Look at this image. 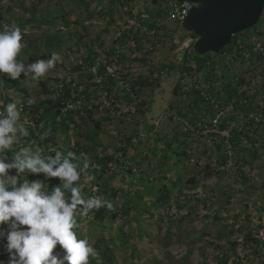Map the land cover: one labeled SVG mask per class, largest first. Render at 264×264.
<instances>
[{"label": "rangeland", "instance_id": "374dc122", "mask_svg": "<svg viewBox=\"0 0 264 264\" xmlns=\"http://www.w3.org/2000/svg\"><path fill=\"white\" fill-rule=\"evenodd\" d=\"M144 1L139 4L135 0H0L1 29L4 25L15 24L21 29L23 41L28 42L20 54L25 64L45 54L51 55L43 59H50L53 53L59 54L55 67L43 77L55 91L54 100L58 85L64 82L73 89L76 86L84 88L99 76L108 81L109 76L98 74L100 68L108 66L117 70L112 89L100 88L96 92L99 98L86 110L82 108L76 113L78 127L75 130L59 132L53 142L42 141L45 146L41 142L30 143V146L34 151L37 148L43 151L42 146H50V149L74 147L77 142L84 141L82 133L99 125L98 143L102 151L117 152L121 157V133L129 137L135 131L137 137L132 155L136 162L128 161L135 169L134 175L126 176L125 180L118 176L116 180L128 182L124 189L137 194L139 191L146 204L141 210L135 208L129 215L121 213L116 220L106 221V231H103L107 237L114 236L125 225L124 231L130 234L128 243L142 248L140 264H149L151 254L163 258L165 250L161 246L166 242H173L171 253L178 258L179 264H264V245L254 244L246 237L248 233L254 236L259 229L264 242V56L262 63L256 66L253 61L247 62L238 56L233 46L221 64L211 69L198 68L191 62V70L182 80L185 94L178 96L174 90L180 80V65L185 55L193 54L196 38L189 32L180 33L173 22L159 28L158 37L147 33L135 37L126 28V19L141 12L154 17L161 3L159 0ZM104 11L113 12V16L102 15ZM255 27L257 33L245 39L241 37L236 46L245 45L248 50L252 47V51L254 47L263 48L264 51V13ZM210 55L213 63L221 61L219 54ZM170 62L178 64L172 71L166 67ZM212 70L217 74L213 75ZM227 72L239 78L232 79L230 89L224 83L229 78L223 76ZM88 73L94 75L90 81ZM4 75L0 77V114H6L8 103L17 102L25 127L36 128L33 112L24 110V106L33 107L40 102L42 94L37 81L26 79L23 74L10 83L13 88L7 90L1 82ZM238 80L242 82L238 84ZM193 88L201 90L206 99L215 104L212 111L204 108V115L198 120L193 118L196 108ZM135 89H141L140 95ZM245 99L254 102L252 110L243 107ZM29 100L33 102L29 104ZM141 100L146 101V105L138 107ZM219 109L225 111L219 121L222 130L240 117L247 118L251 111L261 118V127L252 136L242 133L235 141L238 133L233 130L234 154L225 160L222 138L208 132L210 121ZM87 110H91V116L86 119ZM36 132L39 133L37 128ZM17 136L14 147L29 145L30 135L23 137L18 133ZM170 141L172 149L168 146ZM241 146L248 149H241ZM35 177L41 182L40 176ZM243 177L245 180L241 181ZM163 188L169 200L165 206H162L164 202L155 206ZM107 199L114 210L123 202L122 198L110 195ZM89 218L93 220L89 214L82 216L78 238L88 240V236L103 235L102 227L86 224L84 220ZM138 226L140 230L136 233ZM167 228L172 233L171 238L167 236ZM230 229L233 231L227 235ZM2 230L6 233L8 226L3 225ZM5 244L6 236L0 237V247ZM231 246L235 250H231ZM189 249L195 252L186 251ZM130 251L124 250L122 254L128 258ZM223 253L229 254L227 261H219ZM133 254L132 258L138 260Z\"/></svg>", "mask_w": 264, "mask_h": 264}, {"label": "clouds", "instance_id": "9594fccd", "mask_svg": "<svg viewBox=\"0 0 264 264\" xmlns=\"http://www.w3.org/2000/svg\"><path fill=\"white\" fill-rule=\"evenodd\" d=\"M25 47L21 29L15 24L4 25L0 30V77L7 74L8 79L18 80L23 73L26 79L39 81L60 58L53 53L50 59L25 64L18 59ZM4 111L6 114H0V237L6 236L3 253L7 260L0 259V264H90V258L95 259L98 253L87 239L77 237L76 209L79 207L80 215L87 216L101 207L111 210L113 205L97 196L85 199L79 186L71 188V199L66 200L63 189L82 179L72 162L76 154L69 151L64 155L56 150L54 155H42L41 149L34 151L30 145L14 147L18 133L23 137L30 133L17 102L8 103ZM80 156L84 158L83 168H88L87 155ZM24 173L59 178L63 188L58 186L47 193L39 180L19 183ZM85 179L89 182L95 178L88 175ZM5 224L6 233L2 230Z\"/></svg>", "mask_w": 264, "mask_h": 264}, {"label": "trees", "instance_id": "16d2710c", "mask_svg": "<svg viewBox=\"0 0 264 264\" xmlns=\"http://www.w3.org/2000/svg\"><path fill=\"white\" fill-rule=\"evenodd\" d=\"M154 1H157V0H154ZM102 15H107L108 17H111L113 16V12L104 11L102 12ZM110 20L112 19L110 18ZM148 26L152 28L154 27V24L149 23ZM1 28L2 26L0 24V30H2ZM250 29H252L251 33L249 32L246 33L244 31L237 33L233 37V40L230 45L226 46L225 48L217 52L221 60L220 62L213 63L212 57L210 55L211 53L201 55V54L196 53L194 49L192 51L193 54L191 56L185 55L184 61L180 65L181 75H180V80L178 81L175 87V90H174L175 94H177L178 96H182L183 94H185L183 92L182 80L187 76L188 71L191 70V67H190L191 62H194V64L198 68L208 67L211 69L213 65H220L221 62L223 61L222 58H225V56L229 54V51L231 50L233 46L234 48L236 47V49H238L236 44H237V41L241 37L245 39L246 37H249L250 35L257 33L258 31V29L255 26ZM189 33L195 36V38L197 37L195 33L193 32H189ZM75 35L78 36V33H75ZM23 42L27 46L28 42L26 41H23ZM120 42H122V40ZM50 55H51L50 53L45 54L39 57L38 60L50 57ZM239 55L240 54L238 53V56ZM20 58H22V61L25 63L24 57L20 55L18 59ZM177 65H178L177 63L170 62L166 67L172 71L173 69L176 68ZM212 71L211 73L213 75L217 74V73L215 74L216 71L215 72L214 71L212 72ZM98 74L105 75L106 68L105 67L100 68L98 71ZM232 75L234 74L228 73V72L226 74H223L224 78L229 77L228 79H226L228 81L226 82L225 80L224 82L225 84H227L225 85V87H227L228 89L231 88L233 80L236 79L237 77V76L232 77ZM21 76H23V73L21 74ZM93 76H94L93 73L87 74L89 81L91 78H93ZM115 80H116V77H111V76H109L108 81L104 79L103 81L98 82V81H95L94 79L93 83H89V82L86 83V86L84 88L81 85L82 88L76 86L75 89H73L74 87H72V85H69L66 82L64 83L61 82V84L62 83L63 84L62 86L58 85L56 89L57 97L54 100L52 96L55 91L49 87L48 81L42 77L39 81H37V86L42 94L41 99H39L40 102L33 105V107H29V106L26 107V105L24 106V110H29L33 112L34 115L32 119L36 123V128L39 130V133L37 134L35 127H32V126H28L29 128L27 127L30 133L29 138H27L28 140L27 144L30 145V143H34V142H37L35 143V145L39 144L40 142L43 144L42 141H44L45 143H49L50 141L53 142L56 134H58L59 132H62L63 130L64 131L70 130L72 128L75 130L76 127H78V123L76 121V113L78 114L79 112H81L80 110L82 108L86 110L87 108H89V105L91 104L92 101L94 102L97 98H99L96 92H98L100 88H105L107 91L108 89H112L113 85H115ZM13 81L14 80L8 79L7 74H5L3 79H1V82L2 83L4 82L7 90H10L13 88V86H10V83H12ZM142 82L145 83L146 80H142ZM237 82L238 84H240L242 80H238ZM211 91L212 90L210 89V92ZM140 92H141V89L136 90L137 95H140ZM191 92L193 93V96H194L193 105L196 106L193 112V118H196L198 120L201 115H204L203 113L204 108H206L207 111L210 109H211L210 111H212V109L214 108L213 106L215 104L214 105L211 104L210 101L206 99L205 95L202 94L201 90L193 88ZM78 100L81 101L80 104H77L75 102ZM248 101L249 102L246 103V106L243 105V107L247 110H250V109L252 110L254 108L253 107L254 102L252 101V99H248ZM69 104H73V106L70 107ZM143 105H146V101L141 100L138 103V107H141ZM87 113H86L87 115H85L86 119L91 116V110H87ZM79 116H82V114H80ZM225 126H226V123H223L222 127H225ZM98 128H99V125H97L96 129H93V128L87 129L84 133H82V137L84 138V141L77 142L76 146L74 147L69 146L68 148L62 147L60 149H50V146H47L45 148L44 147L45 145L43 144L44 146L42 147L44 149L41 154L42 155H49V154L54 155L56 150H60L61 152H63L64 155H67L69 151L76 154V159L73 160L72 162L76 164L78 166V169L81 171L82 179L81 181L76 182V184L71 185L68 189H63L65 191L66 200L71 199V188L77 187V186L81 188V195L83 197L89 198L90 196H97L102 200L108 201L107 197L108 195H110L111 198L118 197V198L123 199L122 205L118 207L116 210L113 209L114 207L111 210H109L107 207H101L99 210H93L92 212L89 213V215L92 216V219H93L92 221L90 218L87 220H84L87 225H91L92 223H94L95 226L102 227V233H103L101 237H97V238H90L88 236V241L96 249L98 253V256L95 259L90 258V264H140L142 261V257H143V252L141 251L142 248L140 246L134 245V243L133 244L128 243L130 234L127 235V233L124 231L123 227L125 225L123 227L121 226V231L116 233L114 236L109 235V237H107V233H104L103 231V229L105 230L106 228V221L116 220L121 215V213H123L124 215L126 214L129 215L130 212H132V210L135 208L138 210H141L142 207H144L146 204V202L142 201V196L139 195V191L137 194V192L134 193L132 192V190L129 191L128 189H124V187L128 185V182L116 180L118 176H120L122 180L123 179L125 180L126 176L134 175L135 169H133L132 164H130L128 161H133L134 163L136 162L135 157L132 155V150L134 148V140H135V137H137V133L133 131V134L129 137L126 136L124 133H121L122 139H121L119 150L121 151V157L124 156V159H121V157L119 156L117 152L116 153L113 152L109 154L107 152L102 151V147L98 143V134H99ZM42 136H44L43 139H42ZM240 136H242V134L238 133V135L235 137L234 140L235 141L239 140ZM161 139L163 138H159L158 140H161ZM172 144L173 142L170 141L168 145L171 149H172ZM99 148H101V150H99ZM240 148L242 149V146ZM81 153H84L87 155L89 166L86 169L83 168L84 158L80 156ZM256 154L257 153L255 152L254 157H256ZM222 157H223V160L227 158L226 155H223ZM96 162L99 165L97 166L94 165V163ZM13 174L15 173L13 172ZM35 175L36 174L26 176L24 174H21L19 177V183H23L25 180H27L28 182L35 181V178H36ZM88 175L94 176L95 179L88 182L85 179V177ZM38 176L41 177L40 179H41V183H43L44 185V189H46V191H49V193H51V191L55 187L59 186L63 188L62 181L59 179H53V178L49 179V178H46L42 174H38ZM242 180H245V177H243L241 181ZM95 186L97 187L96 189H94ZM262 186L264 188V183ZM168 200H169V196L166 192V189L163 188L162 196L160 200L158 199V202L156 201L155 206L162 205L161 204L162 202H164L162 206H165ZM263 212H264V209H263ZM82 216L83 215H80V208L77 207L76 209L77 223L74 229L76 233L78 231L79 226H81ZM127 222L128 221H126L125 223ZM149 225H152V221H150ZM225 226L226 225H224V228ZM145 227H147V224H145ZM167 229L169 230V232L167 233V236L168 238H171L172 233L169 228ZM139 230L140 228L138 226L135 232L139 233ZM232 231L233 230L230 229L226 232V234L228 235ZM223 232H225V229L223 230ZM259 233H260L259 229L255 231L254 236L253 234L251 236L250 235L251 233H248L246 235L247 240L251 238V241L254 244L260 243V245H264L263 244L264 242L261 241V238L259 237ZM153 237H151L150 239L151 241H154L152 239ZM116 239H119V240L115 241ZM172 244L173 242L163 243L161 248L165 250V254L163 257L164 259L163 258L160 259L158 258L157 255L151 254L148 260L149 264H179L178 258H176V256H173V253H171ZM120 245L123 247L119 248ZM215 246L217 248L220 247L219 244H215ZM2 247H0V259L7 260L6 253L4 254L1 251ZM57 247L59 248V246ZM115 247H117V250L119 251V254H121V256L116 253L117 250L115 249ZM124 250H131L129 253V257L131 256L130 260H128L129 257L127 258L124 256V254H122ZM231 250H235V247L231 246ZM186 251L191 252V253L195 252L193 249H189ZM133 253H135V258H137L138 260H135L134 258H132V256H134ZM228 258H229V254L223 253L222 259L219 261H227Z\"/></svg>", "mask_w": 264, "mask_h": 264}, {"label": "water", "instance_id": "95a60500", "mask_svg": "<svg viewBox=\"0 0 264 264\" xmlns=\"http://www.w3.org/2000/svg\"><path fill=\"white\" fill-rule=\"evenodd\" d=\"M196 5L183 23L197 35L194 50L205 55L230 45L233 37L256 26L264 13V0H179Z\"/></svg>", "mask_w": 264, "mask_h": 264}, {"label": "built area", "instance_id": "2783aa9c", "mask_svg": "<svg viewBox=\"0 0 264 264\" xmlns=\"http://www.w3.org/2000/svg\"><path fill=\"white\" fill-rule=\"evenodd\" d=\"M160 6L157 12V15L151 17V13L141 12L136 13L135 15H131L126 19V28L129 32H132L133 35H139L147 33L152 35V37L156 36L159 28H162L167 25V22H173L176 25L177 30L180 33L188 32L184 27L183 23L187 16L189 15L191 9L196 5L191 1H179V0H160ZM149 23H153L154 27L150 28L148 26ZM136 37V36H135ZM196 40V39H195ZM245 45L237 46V52H239L242 59L247 62L253 61V63L258 66L262 63V57L264 56L263 48L258 49L254 47L252 51V47L248 50L245 49ZM120 50L118 49L117 52ZM106 75L111 77H117V70L111 69L106 66ZM104 77L99 76L97 81H103ZM77 104H80L81 101H75ZM245 104L248 101L245 99L243 101ZM70 107L73 104H69ZM225 111L222 109L217 110L215 117H213L210 121V129L208 132L219 135L222 138L224 145V154L230 158L234 154V146L232 142L233 130L236 133H248L249 135H254L259 128L261 127V118L253 113V111L247 113V118L240 117L231 126H228L225 129H219L220 118ZM260 237V236H259Z\"/></svg>", "mask_w": 264, "mask_h": 264}, {"label": "crops", "instance_id": "0c3cea01", "mask_svg": "<svg viewBox=\"0 0 264 264\" xmlns=\"http://www.w3.org/2000/svg\"><path fill=\"white\" fill-rule=\"evenodd\" d=\"M135 1H137L139 4L145 2L144 0H135ZM246 148L248 149V147L242 146V149H246Z\"/></svg>", "mask_w": 264, "mask_h": 264}]
</instances>
